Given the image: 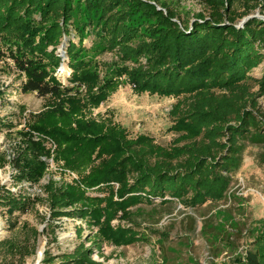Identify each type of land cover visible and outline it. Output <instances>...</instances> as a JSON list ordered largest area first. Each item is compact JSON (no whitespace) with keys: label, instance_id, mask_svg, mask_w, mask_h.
<instances>
[{"label":"trees","instance_id":"1","mask_svg":"<svg viewBox=\"0 0 264 264\" xmlns=\"http://www.w3.org/2000/svg\"><path fill=\"white\" fill-rule=\"evenodd\" d=\"M200 1L208 15L186 23L154 0H0V54L24 75L22 93L49 100L32 116L29 131L40 140L27 135L28 159L15 162L17 180L36 184L46 175L41 158H50L43 146L50 139L54 163L78 176L70 184L49 180L45 186L51 217L79 219L96 229L87 237L89 247L80 243L57 264H96L91 256H102L104 243L119 248L143 241L129 211L137 205L176 201L194 209L222 202L245 142L264 144V118L254 115L256 99L264 96V69L260 78L250 76L264 63V21L251 18L237 28L257 9L264 16V0ZM70 27L79 41L69 40L65 49L71 88L54 76L61 63L56 51ZM89 35L95 49L116 58L113 78L101 79L86 60L82 40ZM124 84L138 95L177 100L170 130L178 138L170 147L145 135L131 139L120 125L85 115ZM91 189L106 195L86 196ZM2 198L13 211L25 212L31 204L9 192ZM115 219L119 224L112 227ZM82 232L76 230L79 239ZM263 260L264 244L257 257H245L247 264ZM42 264L55 260L45 253Z\"/></svg>","mask_w":264,"mask_h":264},{"label":"rangeland","instance_id":"2","mask_svg":"<svg viewBox=\"0 0 264 264\" xmlns=\"http://www.w3.org/2000/svg\"><path fill=\"white\" fill-rule=\"evenodd\" d=\"M154 1L167 5L186 23L193 22L199 13L208 15L200 0ZM236 6L241 12L242 1ZM259 12L257 9L250 16L264 17ZM70 31L71 35L62 40L56 51L61 63L54 76L62 86L71 88L68 80L72 71L68 67L65 49L69 40L75 44L79 41L71 27ZM94 43L93 35L82 40L83 47L88 50L86 60L92 62L93 68L97 67L101 79L104 75L113 78L116 58L95 49ZM63 67L70 71L64 81L59 78ZM263 69L264 63L250 76L260 78ZM24 80V75L15 70L12 61L0 54V264H42L45 253L57 264L59 256L71 253L80 243L89 247L87 237L96 229L90 231L79 219L51 217L45 186L49 180L70 184L77 181L78 176L63 171L62 163H54L56 145L50 139L43 143L50 158H41L47 164L46 175L36 184L17 180L15 162L28 159L27 135L34 142L40 140L29 131L32 116L44 111L49 102L36 93H22L20 86ZM253 92H257L256 86ZM176 102L173 98L135 94L128 84H124L108 95L98 108L90 109L85 115L120 125L131 139L145 135L156 145L168 148L178 138L170 130L174 122L170 111ZM256 102L254 115L264 118V96L257 98ZM6 192L28 199L34 206L30 204L25 212L10 210L3 204L2 196L6 197ZM105 195V191L96 189L86 192V196L93 198ZM38 199L40 202L35 203L34 200ZM129 211L135 216L137 227L134 229L144 240L119 248L102 244V256H97L96 251L91 256L96 264H247L246 255L257 257L258 247L264 244V144L245 142L241 166L233 174L226 197L220 203L208 202L190 209L176 201L163 205L159 200H153L151 205L143 203ZM139 211L142 212L137 213ZM118 224L117 219L111 222L112 227ZM121 225L131 226L126 222ZM78 228L83 230L81 239L77 237ZM40 247L42 255L37 260Z\"/></svg>","mask_w":264,"mask_h":264},{"label":"bare ground","instance_id":"3","mask_svg":"<svg viewBox=\"0 0 264 264\" xmlns=\"http://www.w3.org/2000/svg\"><path fill=\"white\" fill-rule=\"evenodd\" d=\"M69 69L63 67L61 72L59 73V78L64 81V79H66V77L68 76L69 74ZM42 252V248L40 247L36 253V259L39 260L41 257H40V253Z\"/></svg>","mask_w":264,"mask_h":264},{"label":"water","instance_id":"4","mask_svg":"<svg viewBox=\"0 0 264 264\" xmlns=\"http://www.w3.org/2000/svg\"><path fill=\"white\" fill-rule=\"evenodd\" d=\"M158 9H159V8H158ZM251 18H255V17H254V16H248V17L243 18V19L240 21V25L237 26V28H242L243 25H244V23H245L246 21H248L249 19H251ZM257 18H258V17H257ZM258 19L264 21V17H260V18H258ZM41 255H42V252L40 253V257H41Z\"/></svg>","mask_w":264,"mask_h":264}]
</instances>
